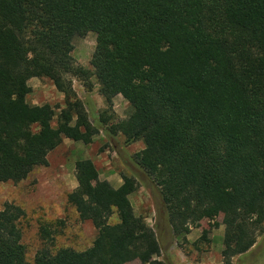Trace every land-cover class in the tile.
<instances>
[{
  "label": "trees",
  "instance_id": "16d2710c",
  "mask_svg": "<svg viewBox=\"0 0 264 264\" xmlns=\"http://www.w3.org/2000/svg\"><path fill=\"white\" fill-rule=\"evenodd\" d=\"M86 32L97 36L90 70L71 56ZM73 78L88 93L95 80L106 106L97 121ZM31 79L49 80L64 108L29 104ZM117 96L130 112L114 124ZM81 131L142 143L130 162L154 195L155 227L134 214L133 176L106 192L95 166L77 161L67 203L95 229L92 245L43 248L28 263L24 212L5 204L0 264H164L153 260L156 229L185 237L220 216L224 263L248 256L264 233V0H0V183L47 167L48 155ZM40 232L51 238L46 226ZM202 243L208 233L193 245Z\"/></svg>",
  "mask_w": 264,
  "mask_h": 264
},
{
  "label": "rangeland",
  "instance_id": "374dc122",
  "mask_svg": "<svg viewBox=\"0 0 264 264\" xmlns=\"http://www.w3.org/2000/svg\"><path fill=\"white\" fill-rule=\"evenodd\" d=\"M97 45L94 32H86L73 40L74 50L71 54L78 66L90 68L91 55ZM92 92L88 93L81 82L71 79L72 88L77 97L86 102L90 116L97 117L106 106L98 95L94 79ZM31 93L27 102L34 106L50 105L58 112L64 108V97L58 93L52 83L46 79H31L28 82ZM59 108V109H57ZM112 112L114 121L125 122L130 107L122 97L113 99ZM56 126V120L52 127ZM143 149L142 143L128 147L124 146L119 135L113 140L100 132L87 135L83 131L76 140H64L59 148L47 157V167L35 169L21 183H0V211L5 204H13L24 212L19 221L21 243L25 248L26 260L33 263L37 252L43 248L55 253L60 249H72L76 252L87 250L94 241L96 231L89 222L79 220L77 213L67 203V195L78 188L75 177L77 161H89L98 171L96 185L103 186L106 192H111L122 185L129 177H134L138 183L137 191L129 197L134 214L143 217L146 224L154 228L157 223L155 198L146 187V179L134 168L130 158ZM114 216L110 223H116ZM47 227L51 238L43 240L41 227ZM164 229V228H163ZM205 233H208L209 244H200L196 250L194 243ZM224 224L222 217L213 221L201 220L190 226L185 237H172L167 230L156 229V235L161 246V254L153 260L164 264H225L222 239ZM264 264V233L256 239V244L246 257L234 258L232 264ZM129 264H141L133 261Z\"/></svg>",
  "mask_w": 264,
  "mask_h": 264
},
{
  "label": "flooded vegetation",
  "instance_id": "af4514ba",
  "mask_svg": "<svg viewBox=\"0 0 264 264\" xmlns=\"http://www.w3.org/2000/svg\"><path fill=\"white\" fill-rule=\"evenodd\" d=\"M239 264H241V262Z\"/></svg>",
  "mask_w": 264,
  "mask_h": 264
}]
</instances>
